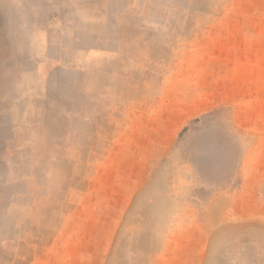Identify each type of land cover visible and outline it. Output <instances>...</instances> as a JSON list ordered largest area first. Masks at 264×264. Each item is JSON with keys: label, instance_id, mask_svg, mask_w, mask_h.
I'll return each mask as SVG.
<instances>
[{"label": "rangeland", "instance_id": "1", "mask_svg": "<svg viewBox=\"0 0 264 264\" xmlns=\"http://www.w3.org/2000/svg\"><path fill=\"white\" fill-rule=\"evenodd\" d=\"M73 1L67 43L102 54L48 121L78 153L36 170L72 199L0 264H264V0Z\"/></svg>", "mask_w": 264, "mask_h": 264}, {"label": "crops", "instance_id": "2", "mask_svg": "<svg viewBox=\"0 0 264 264\" xmlns=\"http://www.w3.org/2000/svg\"><path fill=\"white\" fill-rule=\"evenodd\" d=\"M36 2L41 6L36 8ZM68 5L78 8L76 2L67 0H0V10H9L0 18L9 26V31L0 33V257L8 255L13 263L23 259L22 243L32 233L27 227L29 219L33 226L39 206L58 201V208L46 215L61 217L65 207L61 201L72 199L66 174L44 176L42 181L36 177L37 168L52 167L50 154H56L54 160L60 164L67 162L68 152L78 153L76 146L68 148L51 139L53 126L48 121L62 106L79 105L81 109L84 82L77 72L83 64L95 63L102 52L83 48L76 37L67 43L66 20L59 11ZM34 154L46 155L39 162ZM170 259L163 264H179ZM182 260L195 264L191 252Z\"/></svg>", "mask_w": 264, "mask_h": 264}]
</instances>
